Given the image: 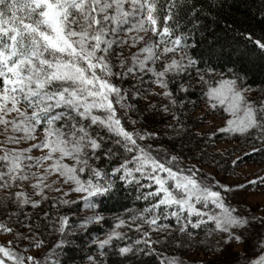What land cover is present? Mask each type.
Segmentation results:
<instances>
[{
    "label": "snow or ice",
    "instance_id": "1",
    "mask_svg": "<svg viewBox=\"0 0 264 264\" xmlns=\"http://www.w3.org/2000/svg\"><path fill=\"white\" fill-rule=\"evenodd\" d=\"M230 10L0 0V264H184L165 253L193 247L214 257L201 264H264V209L236 201L264 191V169L232 182L253 155L264 164L247 66L264 72V0L251 19ZM156 117L166 130L147 127ZM221 137L242 143L217 150ZM122 190L143 206L108 225Z\"/></svg>",
    "mask_w": 264,
    "mask_h": 264
},
{
    "label": "trees",
    "instance_id": "2",
    "mask_svg": "<svg viewBox=\"0 0 264 264\" xmlns=\"http://www.w3.org/2000/svg\"><path fill=\"white\" fill-rule=\"evenodd\" d=\"M228 4L231 5V14L238 16L240 18H245L247 17L248 19H251L253 16L256 15L257 9L260 8V0H228ZM258 18V17H257ZM250 69L248 73V85L255 91L257 89H260L261 87H264V72H262L257 65H247ZM143 106V105H142ZM157 121H160L159 123H154L151 119L149 120L147 127L152 130H166L167 125L166 123L161 120V117H156L155 118ZM161 144H163L165 147H169L170 141L162 135ZM187 151V150H185ZM260 156L258 154L253 155L250 159H248V164L249 163H255V164H262L260 163ZM246 163V164H247ZM264 165V164H262ZM134 193L131 195H128L125 191H121L120 195L113 199L112 201H107L104 205V207L110 211L105 212V216L108 220V225L112 223V216L113 214L119 213L123 214L124 208L122 206L126 205L128 208H136L138 206H143V201H136L134 199ZM127 197V198H125ZM108 225H105L107 227ZM98 230L93 229L92 230V235H97ZM82 234H78L76 239L78 242H82L80 239V236ZM131 235V233H130ZM83 239H87V236H84ZM73 255H76L77 257V264H79V255L76 253H73ZM165 255L169 256H176L179 258H190V257H197L201 256L204 258H213V255L211 252H205L203 250H199L196 247H193L191 249L185 248L181 249L179 251L175 250H169L168 252L165 253ZM149 262V264H157V261L153 257H146L144 258Z\"/></svg>",
    "mask_w": 264,
    "mask_h": 264
},
{
    "label": "rangeland",
    "instance_id": "3",
    "mask_svg": "<svg viewBox=\"0 0 264 264\" xmlns=\"http://www.w3.org/2000/svg\"><path fill=\"white\" fill-rule=\"evenodd\" d=\"M217 124L220 123L219 119H217L215 121ZM4 137L0 136V141H3ZM159 143H161L159 141ZM237 143H242V140L240 141H228V138L225 137H221L217 143V150L220 149H232L233 147L236 146ZM165 147V146H164ZM167 148V147H165ZM35 155H41V153L37 152L34 153ZM240 155H242L243 153H239ZM193 163H195V161H192ZM262 169H264V165L262 164H255V163H247V164H242L239 168L236 169V175L232 177V182L236 183V182H243L244 178L247 177L248 179H252L253 178V174L255 173H260L262 172ZM205 171H208V169H205ZM264 174V173H262ZM222 176L225 174H221ZM239 177V181H237L236 177ZM236 201H241L240 203V208L247 211L248 207L251 206L253 209H256L257 206H259L260 208L264 209V191L261 190H252L250 189L249 192L247 193H243L241 196L236 198ZM236 201H233V203L235 204ZM84 214H90V213H84ZM102 238V237H101ZM3 239H7V237H0V240ZM179 258V257H178ZM184 261V264H201L202 261H212L214 259V257H201V256H197V257H190V258H180Z\"/></svg>",
    "mask_w": 264,
    "mask_h": 264
}]
</instances>
